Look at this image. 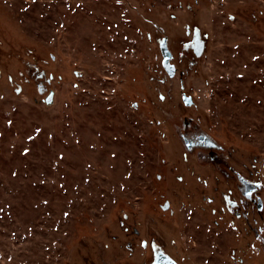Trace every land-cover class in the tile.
I'll return each instance as SVG.
<instances>
[{
    "label": "rangeland",
    "instance_id": "obj_1",
    "mask_svg": "<svg viewBox=\"0 0 264 264\" xmlns=\"http://www.w3.org/2000/svg\"><path fill=\"white\" fill-rule=\"evenodd\" d=\"M156 249L264 264V0H0V264Z\"/></svg>",
    "mask_w": 264,
    "mask_h": 264
},
{
    "label": "flooded vegetation",
    "instance_id": "obj_2",
    "mask_svg": "<svg viewBox=\"0 0 264 264\" xmlns=\"http://www.w3.org/2000/svg\"><path fill=\"white\" fill-rule=\"evenodd\" d=\"M202 42L203 41H201V39H200L199 32L197 30H195L194 31V34H193V44L187 46L186 48L187 49H191L192 52H193V54L195 55L197 45L202 44V47H203V43ZM182 139H183L184 146H185L186 141L194 144L191 148H187L185 146V148L187 150H191V149L197 148V147H204L206 149H215L216 148V145L207 136H205L202 133H198V134H196L193 137L192 136L191 137H185V136H183ZM199 139H202V142H199ZM238 181H239V186H240L239 189L241 190V193L244 196L245 188H244V185H243L242 181L245 182V183H248V181H246L245 179H243L241 177H238ZM250 189H252V187H250ZM255 191L256 190L252 191L250 197L244 196L247 199V201L250 200L252 203H254V200L251 199V197L255 193ZM232 205L234 206V204H232ZM151 264H175V263L172 262L168 258V256H166L163 252H161L160 250L156 249L155 250L154 259L151 262Z\"/></svg>",
    "mask_w": 264,
    "mask_h": 264
},
{
    "label": "water",
    "instance_id": "obj_3",
    "mask_svg": "<svg viewBox=\"0 0 264 264\" xmlns=\"http://www.w3.org/2000/svg\"><path fill=\"white\" fill-rule=\"evenodd\" d=\"M159 49L161 51L162 58H163L162 67L166 71L167 75L170 78H172V77H174L176 70H175V67L172 64H170L171 55H170V53L168 51V48H167L166 39H162L159 42ZM202 50H203L202 44L197 45L195 55L197 57L201 56ZM182 100H183V103H184L185 106H191L192 103H193L192 98L189 97V96H186L185 94H182ZM199 142H202V139H199ZM193 145H194L193 143H190V142H187V141L185 143V146L187 148H191ZM242 183H243L244 188H245L244 196H246V197H250L252 191L257 189L256 185H252L249 182L245 183V182L242 181ZM250 187H252V189H250ZM255 202H256L257 210L261 211V209H262V201H261V199L257 198V200Z\"/></svg>",
    "mask_w": 264,
    "mask_h": 264
}]
</instances>
